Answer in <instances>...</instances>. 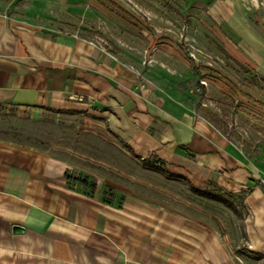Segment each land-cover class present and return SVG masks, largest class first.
I'll use <instances>...</instances> for the list:
<instances>
[{
    "label": "crops",
    "instance_id": "crops-1",
    "mask_svg": "<svg viewBox=\"0 0 264 264\" xmlns=\"http://www.w3.org/2000/svg\"><path fill=\"white\" fill-rule=\"evenodd\" d=\"M16 1L0 0L1 105L86 113L191 188L249 191L240 232L220 230L156 202L104 198L71 178L67 160L0 138V264H264V184L245 152L188 104L137 83L99 44L21 20Z\"/></svg>",
    "mask_w": 264,
    "mask_h": 264
},
{
    "label": "rangeland",
    "instance_id": "rangeland-1",
    "mask_svg": "<svg viewBox=\"0 0 264 264\" xmlns=\"http://www.w3.org/2000/svg\"><path fill=\"white\" fill-rule=\"evenodd\" d=\"M14 5L17 11L10 12L21 20L99 44L137 83L204 115L255 163L262 183L264 0H17ZM0 138L67 160L71 178L94 185L104 198H140L209 218L220 230H241L239 197L234 203L241 215L199 195L185 179L143 166L86 113L49 110L32 116L0 104Z\"/></svg>",
    "mask_w": 264,
    "mask_h": 264
},
{
    "label": "trees",
    "instance_id": "trees-1",
    "mask_svg": "<svg viewBox=\"0 0 264 264\" xmlns=\"http://www.w3.org/2000/svg\"><path fill=\"white\" fill-rule=\"evenodd\" d=\"M244 71L248 72L247 69H244ZM201 90H202L201 91V93H202L204 91V87L202 85H201ZM141 161H142L143 166H145V167H147L149 169H152V170L161 172L162 174H164L167 177L184 179L180 175L170 173L164 167V161H162L161 159H159L157 157H153L152 159L143 158V159H141ZM192 189L196 193H198L199 195H201V196H204L206 198H210L212 200H216V201L221 202L222 204H224L225 206H227L228 208H230L231 210H233L235 212H236V207L234 205L235 198L236 197H239V198L243 199L245 193L249 191V189H247V190H241L240 193H239V195L235 196L233 194L221 192L219 190H216L215 188L198 190L195 187H192ZM253 256H257V255H253Z\"/></svg>",
    "mask_w": 264,
    "mask_h": 264
},
{
    "label": "built area",
    "instance_id": "built-area-1",
    "mask_svg": "<svg viewBox=\"0 0 264 264\" xmlns=\"http://www.w3.org/2000/svg\"><path fill=\"white\" fill-rule=\"evenodd\" d=\"M262 183H264V179H260Z\"/></svg>",
    "mask_w": 264,
    "mask_h": 264
},
{
    "label": "water",
    "instance_id": "water-1",
    "mask_svg": "<svg viewBox=\"0 0 264 264\" xmlns=\"http://www.w3.org/2000/svg\"><path fill=\"white\" fill-rule=\"evenodd\" d=\"M16 229H17V230H19V229H20V227H16Z\"/></svg>",
    "mask_w": 264,
    "mask_h": 264
}]
</instances>
